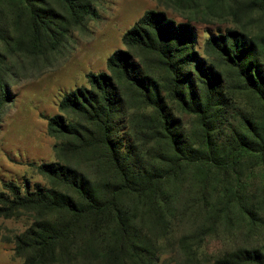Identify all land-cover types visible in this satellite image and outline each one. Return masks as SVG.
Masks as SVG:
<instances>
[{
	"label": "trees",
	"instance_id": "16d2710c",
	"mask_svg": "<svg viewBox=\"0 0 264 264\" xmlns=\"http://www.w3.org/2000/svg\"><path fill=\"white\" fill-rule=\"evenodd\" d=\"M163 1L178 8L184 0ZM94 2L0 0V118L12 101L8 57L47 59L72 25L99 16ZM231 9L233 26L207 36L201 51L189 20L145 9L123 32L124 47L107 56V71L87 72V84L61 95L58 108L67 114L45 116L59 140L57 160L29 163L47 183L2 181L0 216L35 213L15 238L23 264L105 242H114L105 259L128 253L143 262L153 251L135 231L137 216L148 212L164 229L182 205L201 215L237 209L257 224L244 168L264 160V32H253L243 16L264 18V0ZM214 264H264V239Z\"/></svg>",
	"mask_w": 264,
	"mask_h": 264
},
{
	"label": "rangeland",
	"instance_id": "374dc122",
	"mask_svg": "<svg viewBox=\"0 0 264 264\" xmlns=\"http://www.w3.org/2000/svg\"><path fill=\"white\" fill-rule=\"evenodd\" d=\"M239 1L184 0L176 8L163 0H95L99 16L87 19L82 27L72 25L65 44L48 53L47 59L33 61L23 53L9 56L12 101L0 118V190L2 181L20 182L24 177L47 183L29 164L57 160L54 147L59 140L48 133L45 116L67 114L58 108L61 95L77 85L87 84V72L107 71V56L124 47L123 32L145 9L164 10L177 22L189 20L195 27L196 47L201 51L207 36L216 34L219 28L233 26L230 11ZM243 21L253 32H264V18L258 14L253 13L250 18L244 15ZM181 116L188 126L193 124L192 117ZM244 172L248 194L252 193L248 198L252 202L248 204L259 212L256 225H249L237 209L228 216L220 210L201 215L193 207L183 209L181 204L177 217L169 218L164 229L148 212L137 216L135 231L153 251L152 257L143 256V262L128 253L114 260L111 254L106 260L114 242H105L88 251L59 253L48 264H214L218 256L239 247L249 243L259 245L264 239V194L260 192L264 185V160H248ZM34 218L35 213L27 210L13 217L0 216V264H23L24 257L15 252V238ZM113 232V228L108 231ZM76 238L77 242L82 241L79 235Z\"/></svg>",
	"mask_w": 264,
	"mask_h": 264
}]
</instances>
